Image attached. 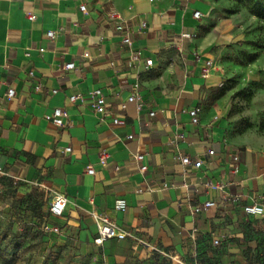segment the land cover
Wrapping results in <instances>:
<instances>
[{"label":"crops","instance_id":"1","mask_svg":"<svg viewBox=\"0 0 264 264\" xmlns=\"http://www.w3.org/2000/svg\"><path fill=\"white\" fill-rule=\"evenodd\" d=\"M256 1L264 2L0 0L2 186L19 184V192L42 197L48 210L53 197L64 194V214L49 218L60 228L56 240L95 253L100 262L94 264H135L153 250L207 264L215 238L227 245L226 264L228 258L245 262L240 249L264 240V215L244 211L246 204L264 205V139L232 134L226 117L231 95L219 67L231 44L242 43L257 53L241 66L250 70L244 82L260 80L264 42H245L258 36L249 25L264 21L250 11ZM126 35L132 44L124 42ZM209 59L215 67L204 76ZM68 62L75 68L66 70ZM96 88L105 96V115L92 107L89 93ZM133 95L141 105L127 102ZM195 106L202 108L197 124L189 113ZM58 107L67 112L63 126L46 119ZM184 154L203 165L182 164ZM226 194L240 199L224 201ZM119 198L127 201L125 212L115 208ZM207 200L217 205L193 211ZM95 215L109 217L127 237L97 244ZM250 220L256 223L248 227Z\"/></svg>","mask_w":264,"mask_h":264},{"label":"rangeland","instance_id":"2","mask_svg":"<svg viewBox=\"0 0 264 264\" xmlns=\"http://www.w3.org/2000/svg\"><path fill=\"white\" fill-rule=\"evenodd\" d=\"M256 31V32H255ZM249 33L256 35V40L245 42L260 46L264 42V21L249 25ZM242 43H232L222 56L223 66H218L225 75L223 89L230 94L229 112L226 113L233 135H248L264 139V130L260 128V119L264 114V88L257 85L261 78L244 82L250 70L241 66L249 65L247 50ZM224 60V61H223ZM215 67V62L214 65ZM217 66V65H216ZM259 111L257 116L251 111ZM3 182V181H2ZM19 184L6 183L0 187V264H94V254L86 255L77 244H62L56 240L57 234L51 230L50 213L42 197L23 194L18 191ZM256 220L247 221L248 227ZM247 241L253 236L248 234ZM224 242L214 248L213 257L207 264H226L227 248ZM241 253L245 262L229 260V264H264V240L244 248ZM141 260V261H139ZM135 264H174L172 259L158 250H153L147 259H139Z\"/></svg>","mask_w":264,"mask_h":264},{"label":"built area","instance_id":"3","mask_svg":"<svg viewBox=\"0 0 264 264\" xmlns=\"http://www.w3.org/2000/svg\"><path fill=\"white\" fill-rule=\"evenodd\" d=\"M81 10H85L86 6L84 4H82L80 6ZM30 19H35V15L30 13L29 15ZM194 16L196 18H199L201 16V12L200 11H195ZM111 17L114 18H119V14L117 12H113L111 14ZM145 25V24H144ZM50 36H53V32L50 31L49 32ZM188 37L190 36V34H186ZM124 42L127 44H132V40L130 38L129 35H126L124 37ZM43 50V49H41ZM140 58L139 53H135L133 54V59L134 60H138ZM147 65H152L153 61L151 59H148L146 61ZM214 65V61L209 59L205 62L203 68H202V73L204 76H207L210 74L211 69ZM65 69L69 70V69H73L75 68V63L74 62H68L65 64ZM31 75H33V72L30 73ZM37 88H40V85L37 86ZM14 95V89H9L8 90V96L12 97ZM89 95L93 98V102H92V107L95 110V112L105 115L107 114V104H106V99L104 94L102 93L101 89L96 88L93 89ZM78 95H74L70 97L71 101H74L78 98ZM134 100H138L139 101V105H141V97L139 96H130L127 99V102H131ZM127 106V103H123L122 104V108L125 109ZM202 111V108L200 106H195L193 108H191L189 110L192 122L194 124L199 123L200 121V113ZM151 115H154V112H151ZM67 116V112L64 108L58 107L54 110V112L52 114L46 115V119L51 121L52 123H54L56 126H63L65 124L64 122V118ZM121 120L119 117H115L114 119V123H120ZM70 147H67L66 150H70ZM215 154V151L213 149H210L208 151V155L212 156ZM108 153L106 151H103L101 154V161L103 163L106 162V159L108 158ZM144 158V154L140 153L136 155V159L138 160H142ZM180 161L182 164L186 165V166H192L195 168H200L203 165V159L199 158V159H193L191 158L189 155H181L180 157ZM234 161L237 163L239 162V156L236 155L234 156ZM147 167L144 166L142 167L143 170H145ZM88 173H94V169L93 167H89L88 168ZM4 175V168L0 166V187L2 186V178ZM240 197L239 195H235V194H226L224 196V201H229L232 200L233 202H237L239 201ZM217 203L213 200H207L204 203H202L201 205H198L196 207H194L193 211L195 213H199L205 209H208L210 207H214L216 206ZM67 206V197L64 194H56L50 205H49V213L52 216H61L64 214L65 209ZM128 204L127 201L123 198H119L116 200L115 202V208L119 211L125 212L127 210ZM244 211L247 215L250 216H254V217H261L264 215V205L260 204V203H251V204H246L244 205ZM96 220L99 223V229H98V235L95 238V242L97 244H103L106 240L111 239V238H118V239H124L127 237V232L120 229V227L114 223L109 217L106 216H99V215H95ZM51 230L53 232H60V228L58 226H51ZM222 242V239L220 238H215L213 239V244L218 246L220 245ZM165 255H167L168 257H170L172 259V261L174 262V264H186L185 261L183 260L182 257H180L178 254H170V253H163Z\"/></svg>","mask_w":264,"mask_h":264},{"label":"trees","instance_id":"4","mask_svg":"<svg viewBox=\"0 0 264 264\" xmlns=\"http://www.w3.org/2000/svg\"><path fill=\"white\" fill-rule=\"evenodd\" d=\"M249 8L252 13H254L256 16L264 20V2L256 1L254 3H250ZM256 55H257L256 52H253V53L246 52L247 61L248 62L253 61ZM257 86L260 88H264V80L260 81ZM259 124H260V128L264 130V114L262 115Z\"/></svg>","mask_w":264,"mask_h":264}]
</instances>
